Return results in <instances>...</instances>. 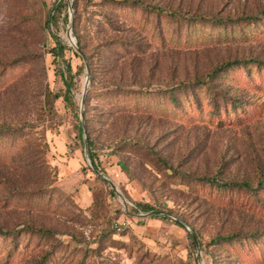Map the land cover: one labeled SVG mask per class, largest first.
I'll list each match as a JSON object with an SVG mask.
<instances>
[{
  "label": "rangeland",
  "instance_id": "rangeland-1",
  "mask_svg": "<svg viewBox=\"0 0 264 264\" xmlns=\"http://www.w3.org/2000/svg\"><path fill=\"white\" fill-rule=\"evenodd\" d=\"M1 124L0 264H264V0H0Z\"/></svg>",
  "mask_w": 264,
  "mask_h": 264
},
{
  "label": "trees",
  "instance_id": "trees-1",
  "mask_svg": "<svg viewBox=\"0 0 264 264\" xmlns=\"http://www.w3.org/2000/svg\"><path fill=\"white\" fill-rule=\"evenodd\" d=\"M58 5L59 4H56L55 7L60 8ZM174 12L175 11H172V13H174ZM55 15L56 14L54 13V10H53V13L50 15V22L51 23H57ZM54 37H55L57 43L52 49H54V54L55 55H57V54L61 55V54H63L64 45L61 43V39L58 36L55 35ZM77 45H78V48L80 49V54L78 53V55L85 59L86 56L81 51V44H80L79 41H77ZM86 63H87V65L90 66V62L89 61L86 62ZM238 63H240V60H232V61L226 62L225 65L223 64L221 66H218L217 68L223 69L224 66L229 67L231 65L238 64ZM260 63H263V62H260ZM66 66L68 67V69L70 68V64L69 63H67ZM64 79H65L64 81L67 84L66 89H69V82L66 80V78H64ZM179 85H181V84H179ZM168 91L170 92V100H171V102H173L175 104H178L180 102V98L175 93L173 94V89L170 88ZM58 95H59L58 93H54L53 97H57ZM20 125L21 126L23 125L24 127H26V126H34L35 127L36 126V125L30 124V123H23V124H20ZM3 127H4L3 124H1L0 125V129H2ZM82 129H83V126L80 125L79 126V131H81ZM87 139H88V144L91 145L92 139L89 136L87 137ZM44 144H46V141H44ZM90 155H91L94 167L99 169V165L97 164V162H95V158H94L95 154L93 152H91V150H90ZM205 179H207L209 182L216 183L219 186H225L226 187V186H230V185H237V186H242V187H245V188H251L252 187V185L249 184V182H246V181H242V182H239V183L236 184V182H226V181L219 180L218 178H215V176L206 177ZM263 183H264V177H262L259 180L257 185L253 187V189L255 190V189L262 188L263 187ZM136 204H137V206L139 208H141L143 210H149V209L152 208L151 204L148 203V202H137ZM19 230H20V228H16V229L13 228L12 230H8L9 231L8 233H14V232L19 231ZM0 233H6V231L2 227H0ZM234 237H235V234H233V233H228V234H223V235H216V236L211 238V241L215 242V241H217L219 239L220 240H229V239H232Z\"/></svg>",
  "mask_w": 264,
  "mask_h": 264
},
{
  "label": "water",
  "instance_id": "water-1",
  "mask_svg": "<svg viewBox=\"0 0 264 264\" xmlns=\"http://www.w3.org/2000/svg\"><path fill=\"white\" fill-rule=\"evenodd\" d=\"M68 35H69L70 38H72V36H71V34H70V31L68 32ZM72 41H73V40H72ZM83 128H84V125H83ZM84 143H85V145L88 144V139H87V137H84ZM90 162H91V164H93L92 159H90ZM93 168H94V170H95L97 173H100V171L98 170V168L94 167V165H93ZM104 178H106V177L104 176ZM108 182H109V181H108ZM111 185L114 186L112 183H111ZM151 211H158V210H151ZM191 234H192V237L194 238L195 242L197 243V239H196L195 234H194L193 232H191Z\"/></svg>",
  "mask_w": 264,
  "mask_h": 264
},
{
  "label": "built area",
  "instance_id": "built-area-1",
  "mask_svg": "<svg viewBox=\"0 0 264 264\" xmlns=\"http://www.w3.org/2000/svg\"><path fill=\"white\" fill-rule=\"evenodd\" d=\"M117 228L119 229L120 227H119V226H117Z\"/></svg>",
  "mask_w": 264,
  "mask_h": 264
}]
</instances>
